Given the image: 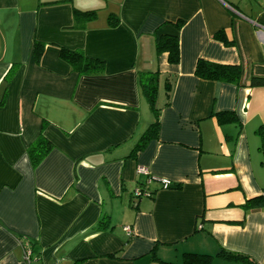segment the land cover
Returning <instances> with one entry per match:
<instances>
[{
	"label": "crops",
	"instance_id": "obj_1",
	"mask_svg": "<svg viewBox=\"0 0 264 264\" xmlns=\"http://www.w3.org/2000/svg\"><path fill=\"white\" fill-rule=\"evenodd\" d=\"M74 8L96 15L74 28ZM164 35L178 38L176 64L156 53ZM57 46L103 60V71L78 74ZM199 59L239 65V83L197 77ZM10 67L0 264H182L184 253L264 264V207L243 206L264 195V86H249L264 77V0H0V98ZM156 71L158 134L132 152L154 119L139 74ZM40 131L54 147L32 167L26 148ZM138 187L152 195L136 197Z\"/></svg>",
	"mask_w": 264,
	"mask_h": 264
},
{
	"label": "trees",
	"instance_id": "obj_2",
	"mask_svg": "<svg viewBox=\"0 0 264 264\" xmlns=\"http://www.w3.org/2000/svg\"><path fill=\"white\" fill-rule=\"evenodd\" d=\"M95 10H78L73 9V19L74 26L78 27L82 26L86 21L91 20L95 17ZM108 23L112 26L118 24L119 18L110 13L108 15ZM181 22H176V26L180 27ZM214 38L222 41L225 45H232L233 40L229 39L226 36L224 30H218L214 33ZM59 48V56L65 62H67L73 71H76L78 74H91V73H100L104 69V61L98 58L88 57L84 54L81 49H68L63 46H57ZM34 58L36 61L39 60L43 43L34 40ZM163 52L167 53V60L169 63L176 64L179 61V45L178 38L172 35H164L159 38L156 43V53L161 54ZM14 67H10L8 71L4 74L2 78L3 89L2 95L0 98V106L4 105L6 100V94L8 85L12 76L14 75ZM194 74L197 77L214 80L218 82H226L232 84H238L241 75L240 66L237 64H220L208 60L199 59L196 62ZM139 86L144 96L145 100L148 103V106L153 114V121L148 125L145 132L142 134L139 141L134 146L132 152H136L141 150L144 145L150 139H154L158 134L159 127V111L160 109L156 106V93H157V84H158V72H142L139 74ZM250 87H258L264 86V77H256L252 76L249 80ZM168 92H166L167 94ZM168 103L166 100L165 104ZM231 115L226 118V120L235 121V117L231 114V112L217 113L218 116L223 117V115ZM257 133L261 136L260 149L264 151V123H262L257 129ZM54 147L53 143L44 137L42 131L39 132L37 137L33 140V142L26 148V153L30 160L32 167L37 166L40 161L44 158V156ZM141 193L144 191L148 192L149 195H152V192L146 190L143 187H140ZM138 197V196H136ZM244 207H264V195L252 197L247 199L243 205ZM101 227L100 224L96 228ZM218 255L221 258L226 260L233 261H247L248 257L239 252L228 251V250H220ZM212 259L210 255L204 254H195V253H184L182 264H209ZM158 264H176L172 262H163L159 261Z\"/></svg>",
	"mask_w": 264,
	"mask_h": 264
},
{
	"label": "built area",
	"instance_id": "obj_3",
	"mask_svg": "<svg viewBox=\"0 0 264 264\" xmlns=\"http://www.w3.org/2000/svg\"><path fill=\"white\" fill-rule=\"evenodd\" d=\"M138 171H139V172H143V173H145V174H148L146 168H144V167H140V168H138ZM152 179H153L152 177H148V180H147V181H150V180H152ZM159 182H160L162 188H169V187L172 185V183H171L169 180L164 179V178L159 179ZM134 195H135V196L149 195V193L146 192V191H144L143 193H141L140 188L138 187V188H136V189L134 190ZM124 230L127 231V232L129 233V232H130V227L127 226V227L124 228ZM28 255H29V252H28L27 250H25V259L28 258Z\"/></svg>",
	"mask_w": 264,
	"mask_h": 264
}]
</instances>
